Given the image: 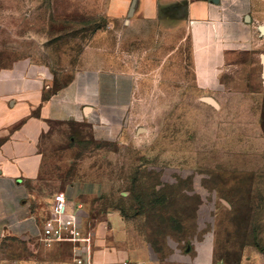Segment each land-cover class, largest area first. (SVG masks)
Instances as JSON below:
<instances>
[{
  "label": "rangeland",
  "instance_id": "374dc122",
  "mask_svg": "<svg viewBox=\"0 0 264 264\" xmlns=\"http://www.w3.org/2000/svg\"><path fill=\"white\" fill-rule=\"evenodd\" d=\"M36 3L69 22L68 56L36 60L57 77L62 66L71 77L84 38L102 66L130 68L137 79L127 110L94 125L55 124L43 137L39 214L52 218L63 187L100 181L106 192L82 219L93 242L108 229L104 244L117 243L128 259L147 264H264V94L226 92L223 108L207 106L192 84L187 46L173 40V51L159 57V37L168 36L159 35L156 21L111 28L109 0H0V73L29 65L13 51L29 55ZM128 39L136 40L132 52ZM9 239L0 236V264L14 256L67 259L66 246Z\"/></svg>",
  "mask_w": 264,
  "mask_h": 264
},
{
  "label": "crops",
  "instance_id": "0c3cea01",
  "mask_svg": "<svg viewBox=\"0 0 264 264\" xmlns=\"http://www.w3.org/2000/svg\"><path fill=\"white\" fill-rule=\"evenodd\" d=\"M48 10V3L33 4L29 14L33 36L29 55L13 51L15 58H28L29 65L9 67L0 73L2 238L29 241L40 238L47 219L39 214L42 197L37 184L45 163L42 139L51 126L107 122L110 113L127 110L135 96V72L130 68L102 66L101 54H96V49L92 55L87 54L84 38L77 39L83 50L76 56L78 61L70 78V71H63L64 66L60 78L49 64L36 61L45 57L62 59L69 52L63 48L68 39L64 27L69 22L62 15L52 16ZM107 12L111 28L120 23L129 28L136 22L156 21L161 29L159 35L168 36L158 40V54L163 59L173 51L167 46L173 40L186 45L192 84L200 94V101L207 106L223 108L219 96L226 92L264 94V0H109ZM133 41L136 40H127L131 52L135 49ZM204 97L214 99L219 107L204 102ZM105 192L100 181H78L55 193L54 201L60 195L65 196L70 208L81 206V216L87 219L91 216V204ZM100 233L92 246L94 264L146 262L128 259L117 243L104 244L108 229ZM62 246L68 248L66 260L60 254L38 260L14 256L2 264H76L72 245L54 244L59 250ZM141 254V258L147 257L146 253Z\"/></svg>",
  "mask_w": 264,
  "mask_h": 264
},
{
  "label": "built area",
  "instance_id": "2783aa9c",
  "mask_svg": "<svg viewBox=\"0 0 264 264\" xmlns=\"http://www.w3.org/2000/svg\"><path fill=\"white\" fill-rule=\"evenodd\" d=\"M82 207L70 208L67 198L63 195L56 197L52 208L51 216L43 226L40 239L45 243H68L72 250L76 264H94L92 262V246L94 235L86 231L83 226ZM121 264H147L146 262L125 261Z\"/></svg>",
  "mask_w": 264,
  "mask_h": 264
},
{
  "label": "water",
  "instance_id": "95a60500",
  "mask_svg": "<svg viewBox=\"0 0 264 264\" xmlns=\"http://www.w3.org/2000/svg\"><path fill=\"white\" fill-rule=\"evenodd\" d=\"M262 30L264 31V27L262 28ZM203 101L206 102V103H208V104H211L212 106H214L216 108L219 107L218 104H217V102L214 99L210 98V97H204L203 98Z\"/></svg>",
  "mask_w": 264,
  "mask_h": 264
}]
</instances>
